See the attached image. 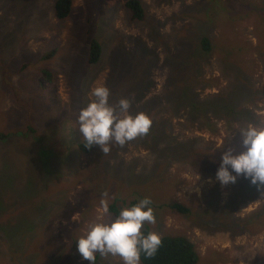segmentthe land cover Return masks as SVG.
<instances>
[{
    "label": "rangeland",
    "instance_id": "rangeland-1",
    "mask_svg": "<svg viewBox=\"0 0 264 264\" xmlns=\"http://www.w3.org/2000/svg\"><path fill=\"white\" fill-rule=\"evenodd\" d=\"M125 1L74 0L70 16L61 20L56 0H0V132L9 134L0 140V264H89L76 241L91 225L109 219L102 214V199L121 210L145 197L156 222L143 227L161 236H187L196 245L197 264H264V229L253 232L242 224L234 230L226 224L228 215L246 219L261 207L264 192L227 214L234 184L199 174L190 160L163 156L166 140H133L116 151L112 144L107 154L95 145L84 153L77 122L90 90L104 85L111 104L127 97L133 114L151 117L147 135L195 139L200 151L222 146L248 123L230 126L210 110L215 133L193 120L187 108L178 113L176 80L167 91L164 45L184 34L186 46L203 35L256 45L264 0H141L142 22L132 20ZM93 39L101 42L102 53L91 64ZM149 47L159 52L153 63ZM52 49L56 53L48 57ZM258 52L251 47L246 57L253 61L246 75L250 91L238 101L240 110L250 109L264 123V64ZM197 67L205 79L219 81L198 89L202 101L241 83L238 66H229L218 53L201 54ZM173 202L191 213L170 208ZM96 264L122 261L98 253Z\"/></svg>",
    "mask_w": 264,
    "mask_h": 264
},
{
    "label": "trees",
    "instance_id": "trees-1",
    "mask_svg": "<svg viewBox=\"0 0 264 264\" xmlns=\"http://www.w3.org/2000/svg\"><path fill=\"white\" fill-rule=\"evenodd\" d=\"M74 0H56L54 8L55 15L58 19H67L73 9ZM125 8L131 14L134 21H145L146 11L141 0H126ZM262 17L257 19L255 23L254 34L257 38V44L253 45L246 40H222V42L213 41L207 35H203L199 43L195 46H186V41L189 40L187 36H183L180 40L177 35H173L172 43L164 45L166 53L164 65L170 66V72L166 78L168 84L167 91L172 92L173 80H176L177 97L173 99L177 102V112H183V108H187L188 114L193 120H201L206 123L208 129L212 132H217L216 125L212 120V113L216 118L223 120L228 125H233L236 122L245 121L247 123H255L264 125L262 118L254 114L250 109L244 108L242 110L239 106V99L244 97L245 92L249 90V82L246 81V75L251 73L253 64L252 60L246 61V57L250 54L249 50L258 49V55L264 64V12L260 13ZM154 41V37H152ZM149 49H151L149 47ZM153 55L152 63L157 61L159 52L151 49ZM56 53V49L49 51L48 57H52ZM102 53V44L98 39H93L91 42L89 63L93 64L99 61ZM220 54L221 60L224 59L229 66H238V73L241 78V83L233 86L231 92L218 93L211 96V99L202 101L199 97L198 89L209 88V86H218L219 81L216 79H205L198 72L197 61L201 54ZM254 61H256L254 59ZM241 62L243 67H241ZM246 64V65H245ZM237 73V74H238ZM208 85V86H207ZM250 93V92H248ZM211 110V111H210ZM245 126V125H244ZM26 133V132H25ZM167 134V133H166ZM151 135L137 137L136 141H144L151 139L153 143L156 140H166L167 144L163 148V156L173 157L180 162L191 163L197 169L199 174L210 177L214 176L220 166L222 152L228 149L235 151L241 150L240 133L239 130L235 135L227 137L222 146L216 148H209L205 151L197 150L195 147L196 140L189 139L186 141L176 140V137ZM9 134L0 132V140L8 138ZM172 141V143H171ZM159 143V141H158ZM82 140L79 143L80 149L84 153H90L93 148H87ZM160 144V143H159ZM119 145L115 144V151ZM264 192V187L253 185L249 179L240 176L236 183H234L229 200L224 209L227 214L233 213L240 208V206L247 204L249 201L256 200ZM136 200L132 205L136 204ZM177 212L188 214L191 213V208L180 203L173 202L168 205ZM110 209L118 213L119 208L116 204H112ZM226 224L235 230L236 227L245 224V226L253 232H258L264 229V203L258 209L252 211L245 219L231 218L230 215L226 217ZM243 229V227L241 226ZM147 232H152L150 226H145L142 229ZM163 243L156 255L146 257L142 255V264H197L199 262V254L196 245L187 236L178 235H163Z\"/></svg>",
    "mask_w": 264,
    "mask_h": 264
},
{
    "label": "clouds",
    "instance_id": "clouds-1",
    "mask_svg": "<svg viewBox=\"0 0 264 264\" xmlns=\"http://www.w3.org/2000/svg\"><path fill=\"white\" fill-rule=\"evenodd\" d=\"M110 89L104 85L94 86L88 93L89 100L77 116L84 146L99 145L103 154L112 144L124 147L137 137L146 136L152 125L145 112L133 114L131 100L122 97L111 104ZM241 150L228 149L222 152L216 179L222 185L234 184L240 176L253 185L264 187V125L248 123L239 129ZM107 197V193L104 194ZM102 214L109 217L90 226L77 241V250L89 264H96L102 256L120 257L122 264H142V255H156L163 243L160 233L143 231V226L154 224L156 216L149 197L124 207L113 218L108 200L102 199Z\"/></svg>",
    "mask_w": 264,
    "mask_h": 264
}]
</instances>
